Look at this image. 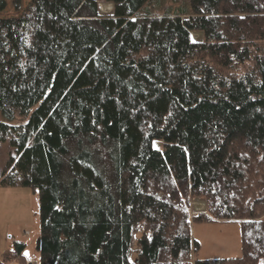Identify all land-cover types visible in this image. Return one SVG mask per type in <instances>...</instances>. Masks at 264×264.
<instances>
[{"label": "trees", "instance_id": "obj_1", "mask_svg": "<svg viewBox=\"0 0 264 264\" xmlns=\"http://www.w3.org/2000/svg\"><path fill=\"white\" fill-rule=\"evenodd\" d=\"M175 1L0 17V184L40 194L37 264H264V0ZM233 221L240 256L193 260L192 222Z\"/></svg>", "mask_w": 264, "mask_h": 264}, {"label": "rangeland", "instance_id": "obj_2", "mask_svg": "<svg viewBox=\"0 0 264 264\" xmlns=\"http://www.w3.org/2000/svg\"><path fill=\"white\" fill-rule=\"evenodd\" d=\"M14 1L7 0L6 8L0 10L1 18L20 14L21 11L15 8ZM28 1L21 0L22 8ZM162 3L161 6L155 4V12L164 14L180 5L175 0H164ZM146 8L145 5L142 11ZM112 13L113 10L108 14ZM191 36L194 41L203 40V35L200 39L195 38L192 33ZM0 120H5L1 112ZM7 149V146L1 149V165L7 159ZM201 203L203 205V202ZM195 207V210H201ZM39 209L40 194L38 191L34 192L27 186L0 184V264H9L4 260V254L8 250H15L18 244L25 245L23 254L31 264H37L40 261V254L36 248L40 233ZM192 212L195 213L194 210ZM241 235L239 222H192V237L197 242V247L193 251V260L240 256L242 253Z\"/></svg>", "mask_w": 264, "mask_h": 264}, {"label": "bare ground", "instance_id": "obj_3", "mask_svg": "<svg viewBox=\"0 0 264 264\" xmlns=\"http://www.w3.org/2000/svg\"><path fill=\"white\" fill-rule=\"evenodd\" d=\"M100 10L102 11V12H105V13H110L111 12V10H112V4L111 3H105V2H101V4H100ZM192 35L195 37V38H198V39H200L201 38V32H196V31H194V32H192ZM196 205L198 206V207H200V205H202V203L201 202H197L196 203Z\"/></svg>", "mask_w": 264, "mask_h": 264}, {"label": "crops", "instance_id": "obj_4", "mask_svg": "<svg viewBox=\"0 0 264 264\" xmlns=\"http://www.w3.org/2000/svg\"><path fill=\"white\" fill-rule=\"evenodd\" d=\"M196 202H203V205H200L199 209L201 208L200 211L198 210H195V206L196 205ZM198 207V206H197ZM192 209L195 211V213H198V212H205V209H206V203L204 200L200 199V198H196L193 202H192Z\"/></svg>", "mask_w": 264, "mask_h": 264}]
</instances>
